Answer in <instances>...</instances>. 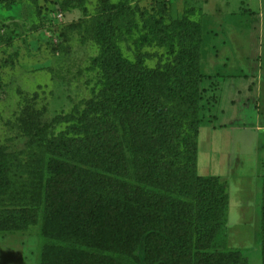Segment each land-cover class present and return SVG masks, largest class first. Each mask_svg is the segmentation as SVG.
<instances>
[{"label":"rangeland","instance_id":"1","mask_svg":"<svg viewBox=\"0 0 264 264\" xmlns=\"http://www.w3.org/2000/svg\"><path fill=\"white\" fill-rule=\"evenodd\" d=\"M104 1L0 0V157L10 156L12 159L11 156L17 154L13 164L8 165L13 179L17 181L21 176L26 181H34L38 188L35 193L28 185L17 190L14 184L0 189V208L31 205L41 210L49 155L36 157V163L28 167L25 162L30 155L20 152L28 150L33 128L51 125L57 133L76 124L67 118L76 104L81 109L87 108L91 117H102L111 122V128L105 129L104 125L99 133L105 138L108 153L105 166H102L104 170L109 171L108 165H113L110 162L111 139L122 141L125 157L120 165H155L154 154L159 149L156 143L147 141L140 144L130 137L126 139L119 126L120 117L138 120L144 112L135 108L136 112L127 106L117 115L113 127L116 119L111 106L116 104L110 101L106 81L103 58L106 55H102L105 44L96 35L100 22L108 21L110 15ZM109 1L116 5L113 12L117 13L113 20L115 32L112 41L125 58L136 61L142 57L145 65L162 73L158 78L161 85L178 81L189 69L186 62L185 66L181 65L182 72L175 75L176 56L182 45L175 42L172 52L164 34L160 35L163 44H159L160 40L143 42L140 33L148 31L144 25L156 22L169 26L185 16L201 20L203 51L200 64L204 74L198 83V110L195 114L200 125L217 126L221 120L231 117L232 108L226 99L222 102L225 116L213 117L219 87H225L227 92L224 95L229 98L228 90H242L247 86L246 77L259 78L262 75L260 80L264 82V0ZM189 9L194 10V14H188ZM97 58L99 62L96 63ZM246 72L248 74H244ZM224 74L233 76L229 79ZM221 76L224 78L220 79ZM249 83L255 85L253 79ZM259 95L260 110H264V94ZM164 98L160 96L161 100ZM96 99L104 100L105 105H86ZM177 101L184 104L181 99ZM123 104L117 105L119 112ZM239 109L237 114L242 119L244 113L252 115L249 108ZM260 120L264 124V111ZM223 131L201 130L198 173L227 178H218L226 184L224 193L228 198L226 250L238 251L244 264H264L261 245L264 177H252V170H244L242 178L231 177L230 160L236 153ZM222 133L223 137L219 136ZM168 160L171 162L173 158L169 156ZM18 165H25V172H21ZM131 175L132 170L117 177L127 181L131 180ZM235 181L237 187L233 184ZM42 241L37 229L0 231V264H42L44 246L57 247L60 239L52 234L50 242ZM59 253L72 258L68 247H61Z\"/></svg>","mask_w":264,"mask_h":264},{"label":"trees","instance_id":"2","mask_svg":"<svg viewBox=\"0 0 264 264\" xmlns=\"http://www.w3.org/2000/svg\"><path fill=\"white\" fill-rule=\"evenodd\" d=\"M104 2L110 15L108 21L100 22L96 35L105 44L106 81L110 101L116 104L111 106L116 119L113 127L127 106L144 112L138 120L120 117L119 126L126 139L156 143L155 165H120L125 157L122 141L111 139L113 165L104 170L108 153L99 133L104 125L111 128V122L91 117L87 108L76 104L67 116L76 123L69 129L56 133L51 125L33 128L28 150L20 153L30 155L25 162L28 167L36 163V157L49 155L44 201L41 210L31 205L0 208V231L37 229L44 243L54 234L60 241L57 247L44 246L42 264H244L238 251L226 250V184L218 176L198 173L201 125L195 114L198 83L204 74L201 20L185 16L169 26L144 25L148 31L140 33L143 42L160 40L163 44L164 34L172 52L175 42L182 45L175 75L186 62L189 69L178 81L161 85L162 73L145 65L142 57L136 61L125 58L112 41L116 5ZM93 103L105 105L99 99L86 105ZM15 156L0 157V189L28 185L35 193L34 181L21 176L15 181L9 172ZM169 156L171 162L166 161ZM17 167L26 170L25 165ZM131 170V180L117 177ZM261 245L264 260V213ZM61 247H68L72 258L62 256Z\"/></svg>","mask_w":264,"mask_h":264},{"label":"crops","instance_id":"3","mask_svg":"<svg viewBox=\"0 0 264 264\" xmlns=\"http://www.w3.org/2000/svg\"><path fill=\"white\" fill-rule=\"evenodd\" d=\"M255 73L256 72H254V74ZM244 74L248 73L246 72ZM224 75L229 79H231V77L233 76V74ZM262 77V75L259 76V78L252 77L251 79L255 81V85L253 86H251L252 83H249V80L251 79L246 77L248 82L245 85L247 86H244L242 90H228L229 95L231 94L229 98L224 95V93L227 92L226 90H224L225 87H219V95L214 105V110L216 113L214 112L215 114L213 117L221 116V114L222 117L225 116L226 112L222 108V102H225V100L223 99H226V102L228 101L229 105L232 108L230 112L231 117L229 119L221 120L217 124V126L213 124L212 126L201 125L200 127L199 136L203 128H209L211 131H214V133H217L218 130H224L226 133L224 131L223 132L226 134L230 145L233 143L232 146L233 148H235V150L232 149V151H235L236 156L234 157V159L230 160L231 165L229 168V173L232 174L231 177H234L233 179L242 178V176H244V170H252V177L254 178L264 177V124L260 120V115L264 110H260L259 105V94H264V82L260 80ZM221 78H224V76H221L220 79ZM223 80L224 79H222L221 81ZM239 108H244V110L249 108L252 112V115L244 113V118L242 119V116H239L237 114L238 112H240ZM224 133L219 136L223 137ZM199 146L200 141L198 138V148ZM238 153L239 157L237 156ZM215 176L227 180L226 177H221L220 175ZM236 183L237 181L233 182V184L237 187Z\"/></svg>","mask_w":264,"mask_h":264}]
</instances>
